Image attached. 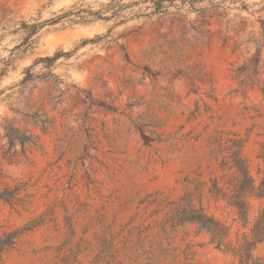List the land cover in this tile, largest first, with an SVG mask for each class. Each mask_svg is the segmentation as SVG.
I'll use <instances>...</instances> for the list:
<instances>
[{
	"label": "rangeland",
	"instance_id": "1",
	"mask_svg": "<svg viewBox=\"0 0 264 264\" xmlns=\"http://www.w3.org/2000/svg\"><path fill=\"white\" fill-rule=\"evenodd\" d=\"M110 1L0 0V264H239L173 216L202 207L235 242L264 207L244 227L210 192L233 194L239 150L264 175V0L57 20Z\"/></svg>",
	"mask_w": 264,
	"mask_h": 264
},
{
	"label": "trees",
	"instance_id": "2",
	"mask_svg": "<svg viewBox=\"0 0 264 264\" xmlns=\"http://www.w3.org/2000/svg\"><path fill=\"white\" fill-rule=\"evenodd\" d=\"M181 4H190L198 2L199 0H137L129 5H138L140 3H148L150 6H146L143 10L139 8L138 12H132L130 16H126L125 11L130 6L122 4L118 0H112L108 4L103 5L98 10L78 8L76 11H70L61 14L57 17V20L63 19L68 16H75L73 20L75 23L87 24L95 20H113L116 24L125 22L128 18H137L140 16H146V10L151 9L150 14H159L167 10V8L174 5L175 2ZM104 13H109V16H104ZM60 53H55L53 56L39 58V62L45 63L47 66H51L59 57ZM31 77L29 69L26 70V76L24 81ZM12 134H7L10 141L15 139L17 133L16 130H11ZM233 167L236 169L237 177L235 178V184L233 185V194L226 196L221 193L219 188L214 184L213 189L210 191L215 196H221L228 198L229 203L237 209L240 220L243 222L244 227L248 223L247 213L249 209V198L264 199V175L258 186L254 185V182L249 175L247 165L245 161L240 158V150L233 154ZM14 197V192L5 189L0 192V199L6 202L11 201ZM175 225L183 223H195L198 226V230L205 232L209 237V243L214 245L216 249H220L226 252L232 253L238 260L239 264H262L259 259L253 257V251L256 246L264 241V207L260 209L256 217L254 218L251 227L248 229V233H244L233 242L230 238V227L226 226L223 222L215 219L213 216L208 215L202 207L195 209L189 205L182 208L178 213L173 216ZM16 233H12L9 236H13ZM4 242L0 241V252L2 250Z\"/></svg>",
	"mask_w": 264,
	"mask_h": 264
}]
</instances>
